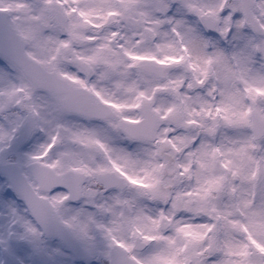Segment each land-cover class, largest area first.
I'll use <instances>...</instances> for the list:
<instances>
[{"label":"snow or ice","instance_id":"obj_1","mask_svg":"<svg viewBox=\"0 0 264 264\" xmlns=\"http://www.w3.org/2000/svg\"><path fill=\"white\" fill-rule=\"evenodd\" d=\"M0 264H264V0H0Z\"/></svg>","mask_w":264,"mask_h":264}]
</instances>
